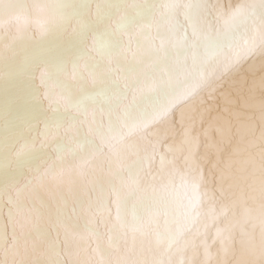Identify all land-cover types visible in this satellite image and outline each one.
Listing matches in <instances>:
<instances>
[{
	"label": "snow or ice",
	"instance_id": "6c2138e0",
	"mask_svg": "<svg viewBox=\"0 0 264 264\" xmlns=\"http://www.w3.org/2000/svg\"><path fill=\"white\" fill-rule=\"evenodd\" d=\"M52 41L62 55L41 84L81 87L42 110L39 137L0 122V178L15 195L0 264H264V0H0V60ZM254 58L259 78L230 97L226 77ZM194 107L199 128L185 121ZM204 116L216 127L201 151ZM161 131L180 139L161 151ZM41 193L59 197L54 216ZM205 199L229 202L211 241L196 223Z\"/></svg>",
	"mask_w": 264,
	"mask_h": 264
},
{
	"label": "bare ground",
	"instance_id": "6f19581e",
	"mask_svg": "<svg viewBox=\"0 0 264 264\" xmlns=\"http://www.w3.org/2000/svg\"><path fill=\"white\" fill-rule=\"evenodd\" d=\"M128 3H136L139 0H127ZM235 0H221L224 6H228L230 3H234ZM62 55L60 46L57 42L52 41L44 44L37 48L31 44H25L20 51V54L11 62L0 60V122L7 123L10 119L19 118L21 120L28 121L35 124L34 132L37 137L40 135L42 125L37 123V118L43 114L42 110L47 109L49 106L51 108H56L58 106V94L63 91L77 92L81 85L78 83H73L70 80H64L62 77H58L55 81H48L47 85L41 84V69L44 67L45 63H51L58 59ZM255 62L247 61L243 62L239 71L234 75L226 77V83L224 85L223 91H226L230 97L237 98V89L244 86L247 80L255 77L259 78L261 74V66L259 58H254ZM47 90L48 98L44 99V93ZM39 97V102L37 98ZM223 105L221 104V107ZM198 107V106H196ZM51 115L62 117V113H50ZM214 115V113L212 114ZM179 118V117H178ZM199 117L194 108H189L185 112V121L190 123L192 121H197V127H200L198 122ZM204 129L205 135L201 137V151H204V145L210 142V139L215 136L214 122H209L208 116H204ZM86 129L80 133V138L83 140ZM73 136L76 135L75 132L71 133ZM30 139L29 135H25L23 140ZM179 140L180 137L177 134L175 137L166 134L161 131L160 134V145L161 151L165 150V146L172 143L173 140ZM22 141L17 140V146ZM67 144V142H65ZM129 161L135 159V155L131 152L127 154ZM215 152L214 149H207V160L204 162V175L208 187L211 189L217 186V170L214 168ZM158 166V158L156 164L153 165L155 169ZM27 171L26 169L24 170ZM7 170L4 171L2 178H0V224L6 225L8 221V211L9 205L7 203L9 197L11 196L15 200V195L9 192L7 187L8 179ZM20 182H23V176L18 175L17 177ZM142 178V183H143ZM41 198L47 203L46 214L55 215L57 212V202L59 197L55 201L49 200L48 196L41 193ZM100 192L96 193V196H100ZM68 194L65 193V197ZM220 203H229L228 201H221L218 203H213L212 201L205 199L202 206L198 208L200 213L197 219V225H209L208 227V240L211 241L215 231V224L213 223V218L216 212L219 211ZM30 207L27 199V193L24 194V199L21 204V209L27 211ZM113 214L115 209H112ZM99 219V217L97 218ZM158 224L163 227L164 217L158 218ZM219 221H216L218 224ZM102 230L103 227L101 226Z\"/></svg>",
	"mask_w": 264,
	"mask_h": 264
}]
</instances>
